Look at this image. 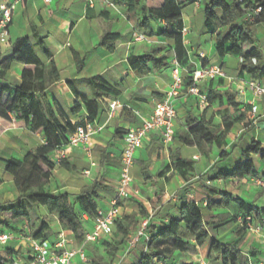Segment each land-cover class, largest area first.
Here are the masks:
<instances>
[{"label": "crops", "instance_id": "obj_1", "mask_svg": "<svg viewBox=\"0 0 264 264\" xmlns=\"http://www.w3.org/2000/svg\"><path fill=\"white\" fill-rule=\"evenodd\" d=\"M1 1L14 5L8 42L0 43V85L10 88V94L6 95L8 103L22 83L25 67L24 63L14 60L13 44L27 36L36 45L34 33H37L54 53L60 73V80L46 90L56 113L62 120L71 121L76 126L91 119L101 128L91 140V156L82 147L70 149L64 162L56 165L45 186L46 192L55 195L68 193L75 198L99 183L106 188L98 190L97 202L100 208L108 211L117 195L125 132L141 126L143 118L152 113L156 103L170 88L172 66L177 59L174 42L159 35L165 23L150 19L149 28L141 26L143 19L148 16L144 10L145 0H138L137 7L131 11L116 0H96L93 6L88 5L86 0ZM178 1L182 3L184 27L189 29L188 34L184 35L188 60L184 74L188 68L195 71L204 65H222L226 77L203 83L210 97L208 106H202L196 96L184 95L181 98L175 122V139L169 146L163 145L159 131H152L144 140L143 148L136 152L132 175L136 187L140 189V196L119 201L121 215L118 219L129 228V233L124 237L115 224L113 233L104 239L106 241L92 243L93 246H102V260L105 262L104 258L110 257L108 264H139L148 253L144 238L134 248L128 247L129 238L144 219L137 202L142 203L149 212H155L151 221L153 227L168 223L171 217H178L179 207L186 201L200 206L205 222L216 223L213 234L205 244L200 246L190 240L196 246V251L177 250L168 257L167 262L170 264H199L203 260L211 262L214 259L210 256L213 235L220 243L235 245L244 256L248 255L249 248L246 245L250 243L264 247L263 235L250 230L251 226L261 223L251 221L245 224L237 204L223 205L221 194L227 192L241 197L248 204L264 207V187L258 184V179L264 175L261 155L252 154L256 175L238 183H233L231 179L215 178L218 168L231 171L244 163L243 151L254 142L261 143L264 149V98L256 101L258 111L251 120L249 111L253 95L248 88L250 81L264 82V78L242 73L240 58L231 55L222 58L218 55V31L210 33L205 26L204 7L210 0ZM253 31L264 56V23L254 25ZM109 32L120 35L112 52L101 44L103 36ZM36 48L46 61L41 50ZM73 50L78 53L79 60L85 63L81 71L78 70ZM152 51H159V57H167V65L159 69L152 68L145 76L136 75L130 64L131 59ZM98 76L109 82L119 94L115 97H96L90 81ZM116 101L119 106L112 109L111 104ZM76 103L80 105V110L73 111ZM188 116L204 117L210 122L211 132L222 140L203 149L198 148L186 133ZM241 116L242 120L238 121ZM44 142L43 134H35L27 128L11 127L0 135L1 202H13L19 195L3 161L11 158L23 160ZM223 151L225 156L222 158ZM176 158L189 163L177 167L173 162ZM156 195H160L161 200L152 206L150 199ZM251 196L250 201L248 197ZM4 220L0 215V233L10 231L14 238L7 245H0V257L3 260L17 257L23 264H32L30 242L26 236H33L41 221L48 224L52 243L58 242L59 234L64 233L68 238L67 248L80 246L73 233L65 230L57 215L51 214L46 207L33 208L29 220L11 222L10 226L1 224ZM86 221L87 224L89 222V233L94 224L88 216ZM235 230L248 233L240 243L236 238L237 233L230 234L228 238V233ZM147 235H151L150 231H147ZM104 242L119 247L116 255L108 254ZM87 254L90 259L88 263L78 260L76 264H92L88 248ZM256 258L262 260L264 251L257 254ZM250 263L254 264V261L248 256L246 264ZM216 264L222 263L218 260Z\"/></svg>", "mask_w": 264, "mask_h": 264}, {"label": "trees", "instance_id": "obj_2", "mask_svg": "<svg viewBox=\"0 0 264 264\" xmlns=\"http://www.w3.org/2000/svg\"><path fill=\"white\" fill-rule=\"evenodd\" d=\"M116 2L126 5L129 11L134 10L138 5V0H116ZM255 3L260 4L263 11L254 23L241 19L246 6L237 3L236 0L232 2L210 0L204 7L205 26L210 33L218 31L216 51L220 57L231 55L243 58L242 73L247 72L264 78V56L253 31L254 25L264 23V0H255ZM144 10L148 16L143 19L141 26L149 28L150 19L165 23V27L161 28L159 35L174 42L176 59L182 67L186 68L188 60L182 33L184 28L182 3L178 0H145ZM34 38L37 41L36 45L27 36L19 38L13 44L14 60L24 63L25 67L22 83L15 89L9 103L6 95L10 94V88L0 85V135L11 127L27 128L35 134H43L45 142L36 151L27 154L23 160L11 158L3 161L6 172L12 177L19 195L13 202L0 201V215L5 219L1 224L10 226L11 222L29 220L31 210L43 206L51 214L57 215L64 229L72 232L73 237L78 239L85 233V216L94 219L97 214L99 208L98 190L106 187L95 183L75 198H72L68 193L55 195L45 190L55 169L51 154L57 148L68 143L69 136L75 132L77 126L71 121L62 120L47 98L46 90L51 84L60 80V73L54 53L37 33H34ZM119 39L118 33L109 32L103 36L101 44L112 52ZM36 46L41 50L46 61L40 57ZM158 52L152 51L131 59L130 64L136 75L145 76L152 68L159 69L167 65V57H159ZM73 54L78 61V70L81 71L85 63L79 60V55L75 50H73ZM253 59H256V64L252 62ZM192 74L193 71L190 74L186 73V86L192 83ZM90 84L98 98L115 97L119 94L117 89L103 77L93 78ZM77 95L82 97L79 93ZM83 98H85L84 95ZM78 110H80V105L76 103L73 111ZM242 118L241 116L237 120H242ZM186 133L188 139L192 140L200 149L222 140L221 137L211 132L210 122L204 117L188 116ZM252 154H260L261 161L264 163V149H262L261 143L254 142L252 146L243 151L244 163L231 171L218 168L215 178L231 179L233 183H238L242 179L256 175ZM221 156L222 158L225 156L224 151ZM173 162L177 167L186 166L189 163L181 158H176ZM2 182L0 179V186ZM221 194L223 205L237 204L245 224L251 221L263 223L264 207L248 204L241 197L227 192ZM160 200L161 196L156 195L150 199V203L152 206H156ZM137 205L143 218L150 215L142 203L137 202ZM215 224L214 221H204L201 208L195 202L182 203L179 207L178 217H171L168 223H163L159 227H153L150 224L148 231L151 235L146 244L148 253L144 255L141 263L152 264L158 259L167 261L168 257L177 250L195 252L196 246L190 240H194L200 246L205 244L213 234ZM116 229L124 237L129 233V228L119 219L116 221ZM33 236L41 240H50L51 231L48 224L41 221L38 228L34 230ZM103 245L110 256L116 255L119 250L118 246L113 247L106 242ZM85 248L87 252V247L85 246ZM210 256L215 261L220 260L222 264H246L244 254L235 245L220 243L214 235L211 239ZM10 263L11 259L3 260L0 257V264Z\"/></svg>", "mask_w": 264, "mask_h": 264}, {"label": "built area", "instance_id": "obj_3", "mask_svg": "<svg viewBox=\"0 0 264 264\" xmlns=\"http://www.w3.org/2000/svg\"><path fill=\"white\" fill-rule=\"evenodd\" d=\"M51 2V0H45ZM88 5L93 6L96 0H86ZM237 3L246 6L244 8V15L241 19L250 22H256L263 8L260 4H256L255 0H236ZM114 6L113 3H109ZM14 5L0 0V43L6 44L9 38V27L12 22V13ZM189 29L184 27L182 30L183 36L188 34ZM243 63L244 59L240 58ZM252 62L256 64V59ZM185 68L175 60L172 66L171 84L169 90L164 97L159 100L154 110L142 120V125L138 128L129 129L125 132L123 137V151L121 159V176L117 184V195L113 200L112 205L108 211L98 208L97 214L93 221V229L87 233V242L97 243L106 239L113 233L116 221L121 215V206L119 201L140 196V189L135 185V179L132 175L134 167L135 154L144 146V140L152 131H159L162 136L164 146H169L175 139V122L178 114V104L184 95L196 96L202 106L209 105V94L203 88V83L215 79L217 77H226V72L222 65H204L201 68L195 69L192 74V83L185 85ZM248 88L253 95V100L250 103L251 109L249 111L250 117L253 120L258 111V104L256 101L264 98V82L250 81ZM119 103L113 102L111 108L115 109ZM250 120V121H251ZM101 128L97 127L92 121H86L76 127L74 133L69 136L67 144L57 148L51 154V160L55 167L62 163L68 154V151L75 147H82L88 156H91L92 150L90 147L91 140ZM258 184L264 187V175L258 179ZM87 217V216H85ZM153 219L150 215L143 219L139 229L129 238L128 247L134 248L142 238L145 239L146 244L149 242L147 235L148 228ZM250 230L259 232L264 238V221L260 225L250 227ZM30 242V252L32 264H76L79 260L82 263L90 261L86 248L84 245L67 248L66 244L68 238L64 233L59 234V241L52 243L50 240L37 239L34 236H26ZM14 235L10 231L0 233V245H7ZM10 264H23L17 257L11 258ZM142 264V263H139ZM152 264H170L165 260H155ZM199 264H211L208 260H203ZM253 264V263H250Z\"/></svg>", "mask_w": 264, "mask_h": 264}, {"label": "rangeland", "instance_id": "obj_4", "mask_svg": "<svg viewBox=\"0 0 264 264\" xmlns=\"http://www.w3.org/2000/svg\"><path fill=\"white\" fill-rule=\"evenodd\" d=\"M188 72H189V74L192 73L191 68H188ZM248 199L251 201L252 200V196L251 197H248ZM150 213L153 215V217L155 216V212L154 211H151ZM88 224H89V222H88ZM88 224H87V221H86V223H85V233L83 234L82 237L76 239V241L80 245H85L88 248V250H90V253H91V256H92L91 257L92 264H108L109 263V260H110V257H106V259L104 258L105 262L102 260V258H103L101 256L102 246H98V247L95 246V245L93 246L92 243L87 242L86 235H87V232L90 229V226ZM241 231L242 230H235V232L234 231L233 232H229L228 233L229 234L228 238L231 237L230 234L237 233L236 238H238V242L239 243L242 242V240H244L246 238V236H247L248 233L245 231V234H243ZM104 241H106V240H104ZM246 247L249 248L247 250V254L248 255L247 256L245 255L246 260H248V256H250L253 259L254 264H264V258L262 260L261 259L259 260V259L256 258V255L257 254H260V253H262L264 251V247H262V245L261 246H256L255 244L250 243V245L249 246L246 245ZM96 259H98V260H96ZM211 264H216V261L214 259H212L211 260Z\"/></svg>", "mask_w": 264, "mask_h": 264}]
</instances>
